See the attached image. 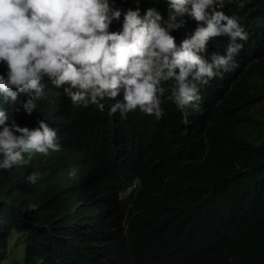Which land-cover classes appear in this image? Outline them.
Wrapping results in <instances>:
<instances>
[{
	"label": "clouds",
	"instance_id": "obj_1",
	"mask_svg": "<svg viewBox=\"0 0 264 264\" xmlns=\"http://www.w3.org/2000/svg\"><path fill=\"white\" fill-rule=\"evenodd\" d=\"M228 2L243 8L245 0ZM163 3V14L155 6L141 14L139 7L117 6V0H0V97L11 105L23 96L15 110L30 115L45 96L47 78L73 106L93 105L100 112L107 106L108 117L118 113L122 120L136 110L160 120L171 101L183 112L173 111L158 129L163 131L126 141L113 160L115 169L102 161L109 147L98 156L95 181L111 186L116 202L125 207L121 230L109 242L116 253L107 263L135 264L165 255L186 264H264L260 245L229 256L230 243L219 240L210 210L184 201L156 204L141 192L136 163L144 148L160 156H190L198 150L188 140L197 134L173 127L169 119L189 126L205 115L206 107L195 104L202 98L197 85L219 79L248 39L237 18L223 11L225 0ZM186 16L196 24L177 44L172 33L183 27ZM114 21L120 25L116 30L110 27ZM221 36L227 38L223 54L204 53L209 41ZM167 81L170 93L161 86ZM227 81L231 84L232 76ZM261 109L253 106L251 113L259 116ZM59 150L57 131L44 119L29 128L0 108V170L26 163L25 155ZM38 177L31 172L25 179L35 183Z\"/></svg>",
	"mask_w": 264,
	"mask_h": 264
},
{
	"label": "trees",
	"instance_id": "obj_2",
	"mask_svg": "<svg viewBox=\"0 0 264 264\" xmlns=\"http://www.w3.org/2000/svg\"><path fill=\"white\" fill-rule=\"evenodd\" d=\"M117 6L139 7L141 14L147 7L162 14L165 8L163 0H117ZM223 11L237 18L248 39L219 79L197 85L202 98L195 104L206 107L205 115L189 126L180 118L169 119L173 127L197 134L188 140L198 150L190 156H160L146 146L136 173L141 192L154 203L184 201L210 210L219 240L230 243L228 254L237 257L258 245L264 250V0H245L243 8L225 0ZM184 20L172 33L177 44L196 24L187 16ZM119 26L114 21L110 27ZM226 43V37H214L204 53L223 54ZM43 82L45 96L30 115L15 110L23 96L11 105L0 97V108L10 119L29 128L44 119L60 144L59 151L25 155L26 163L0 170V264H108L116 253L109 242L121 230L125 207L116 202L111 186L95 181L98 156L109 147L102 161L115 169L113 160L126 141L152 135L173 111L183 110L167 101L160 120L139 110L122 120L118 113L108 117L107 106L104 112L93 105L73 106L61 89L47 78ZM161 86L170 93V81ZM253 106L262 108L259 116L251 113ZM70 169L74 176L68 175ZM31 172L39 173L35 183L25 179ZM225 208L242 212L220 211ZM17 243L21 259L12 257ZM135 264L186 263L164 255Z\"/></svg>",
	"mask_w": 264,
	"mask_h": 264
},
{
	"label": "rangeland",
	"instance_id": "obj_3",
	"mask_svg": "<svg viewBox=\"0 0 264 264\" xmlns=\"http://www.w3.org/2000/svg\"><path fill=\"white\" fill-rule=\"evenodd\" d=\"M21 244H15L14 248L16 249V256H12L14 259H21L23 257V253H22V250H21ZM11 248H13V246H11Z\"/></svg>",
	"mask_w": 264,
	"mask_h": 264
}]
</instances>
